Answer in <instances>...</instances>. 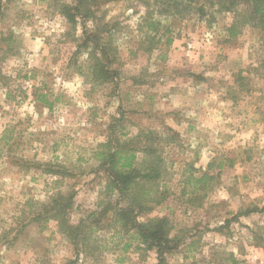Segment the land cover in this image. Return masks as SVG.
Listing matches in <instances>:
<instances>
[{
  "label": "rangeland",
  "instance_id": "1",
  "mask_svg": "<svg viewBox=\"0 0 264 264\" xmlns=\"http://www.w3.org/2000/svg\"><path fill=\"white\" fill-rule=\"evenodd\" d=\"M201 1L112 0L73 26L74 0H0V264H159L134 218L162 216L179 244L161 264H264V28L232 34L236 13L206 2L203 15ZM85 29L97 52L113 46L100 84ZM141 130L155 132L167 196L124 222L98 156L148 144ZM58 192L73 195L76 244L57 220L31 221Z\"/></svg>",
  "mask_w": 264,
  "mask_h": 264
},
{
  "label": "trees",
  "instance_id": "2",
  "mask_svg": "<svg viewBox=\"0 0 264 264\" xmlns=\"http://www.w3.org/2000/svg\"><path fill=\"white\" fill-rule=\"evenodd\" d=\"M110 1L112 0H74L73 4H63L66 10L64 14L75 26L77 15H81L85 20L91 17L94 19L96 18V9ZM182 2L177 3L175 7L177 13H181L182 5L180 6V4ZM206 2L210 6H216L219 11H234L236 13V19L229 27L232 34L238 32L239 25L264 28V0H202L197 7V11L203 15L206 14ZM241 6H244L243 9H240ZM159 25L160 21L154 19H151L148 23L149 29L154 32L159 30ZM85 31L88 35L79 44L78 49L82 50L84 47V50L88 52L90 74L93 76L95 83L100 84L114 74L110 69L109 55L107 54V51L112 50L113 46L110 43H103L100 46V53L97 52L91 42L95 41L98 32L88 31L87 29ZM91 38L94 39L91 41ZM149 38L151 43L146 51H151L153 46L160 41L156 40L155 35H150ZM154 134V131L144 132L141 130L133 139L144 138L148 144L143 143L130 147L122 145L117 148L109 146L111 150L105 156L104 153H99L101 156L98 157L103 158L104 164L108 166V189L116 190L120 199L127 201L128 204L127 207H121L116 212L118 219L121 221L127 222L125 220L129 216V210L137 214L149 212L154 208L151 203L159 204L167 196L166 185L163 182L164 159L157 154L159 147H153L149 143ZM139 153L143 154L142 159H139ZM150 181H152L151 185L156 186L154 193H151L149 189H143L145 183ZM61 193L58 192L55 197H52L45 212L38 211L33 215L31 221L40 220L43 222L42 227H46L44 222H48L50 219L57 220L59 230L68 232L67 235L73 238L76 244L80 241L79 227L73 225L68 219L69 209L73 204V195L63 196ZM260 210L259 207L254 206L248 208L245 213L250 214ZM134 219L136 234L140 236L147 248L157 250L159 264L163 263L166 251L176 248L179 244V240L170 235L173 229L171 221L167 216L151 217L145 221ZM64 264H76V261L70 260Z\"/></svg>",
  "mask_w": 264,
  "mask_h": 264
}]
</instances>
